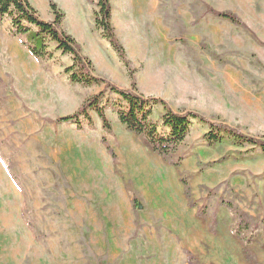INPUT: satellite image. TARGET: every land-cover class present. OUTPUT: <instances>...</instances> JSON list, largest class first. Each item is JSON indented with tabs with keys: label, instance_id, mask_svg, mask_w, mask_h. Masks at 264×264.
<instances>
[{
	"label": "rangeland",
	"instance_id": "rangeland-1",
	"mask_svg": "<svg viewBox=\"0 0 264 264\" xmlns=\"http://www.w3.org/2000/svg\"><path fill=\"white\" fill-rule=\"evenodd\" d=\"M29 1L48 23L58 5L60 31L99 82L72 83L74 57L53 42L49 60L25 54L10 40L28 48L26 36L0 16V264H264V152L227 134L210 144L211 128L194 121L160 155L120 121L111 91L135 84L176 113L264 141V0H111L127 67L97 25L99 0ZM102 92L110 132L95 111L82 128L49 122ZM162 113L156 105L154 120ZM226 204L251 226L237 229Z\"/></svg>",
	"mask_w": 264,
	"mask_h": 264
},
{
	"label": "trees",
	"instance_id": "trees-1",
	"mask_svg": "<svg viewBox=\"0 0 264 264\" xmlns=\"http://www.w3.org/2000/svg\"><path fill=\"white\" fill-rule=\"evenodd\" d=\"M100 11L97 17V25L103 30V36L110 45L118 52L126 67V54L123 46L115 38L112 28V6L111 0H99ZM55 20L52 23L40 20L36 9L29 0H0V16H8L11 19L13 36H26L24 44L29 48L34 57L44 62L52 58L48 52L47 42H53L57 49L74 57V65L66 69L69 80L72 83L91 85L98 83L99 79L91 74L92 63L82 60L80 50L74 38L62 33L60 27L65 19V14L59 9L55 2L50 4ZM206 14L228 20L232 23L243 25L241 19L229 12H216L213 8L206 7ZM34 27V29L32 28ZM111 91L121 98L117 110L120 121L126 125L130 132L146 138L153 152L163 156H172L190 135L193 122L198 121L207 124L211 130L206 135L208 143H216L227 134L240 144H249L259 147L264 152V141L245 135L239 129L227 126L223 123H212L206 118L195 113L179 114L171 110L164 101L156 98H145L136 91V85L130 90H121L111 86ZM104 92L88 99L82 107L70 116L57 120H49L54 124L75 123L82 128L81 117L83 116L89 125H93L90 111H95L103 122L104 128L110 132L111 125L106 117L105 109L100 105ZM164 106L157 120L153 114L156 105ZM186 195L191 199L190 187L185 183ZM237 217V229L249 228L251 226L250 216L238 210L233 205L226 204ZM256 230V227H254Z\"/></svg>",
	"mask_w": 264,
	"mask_h": 264
},
{
	"label": "crops",
	"instance_id": "crops-1",
	"mask_svg": "<svg viewBox=\"0 0 264 264\" xmlns=\"http://www.w3.org/2000/svg\"><path fill=\"white\" fill-rule=\"evenodd\" d=\"M33 29H34V27H32ZM5 32V31H4ZM4 34V33H3ZM6 34V33H5ZM5 36V35H4ZM12 43H14V44H16V45H20V47L24 50V53L25 54H27V55H29L30 57H32V58H34V56H33V54L31 53V51L28 49V48H26V47H24V45H23V43H22V41L21 40H16V39H12V40H10ZM23 46V47H22Z\"/></svg>",
	"mask_w": 264,
	"mask_h": 264
}]
</instances>
